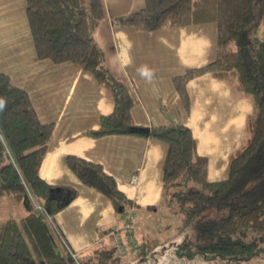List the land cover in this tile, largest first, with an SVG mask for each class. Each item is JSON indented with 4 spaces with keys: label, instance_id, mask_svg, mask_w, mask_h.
Returning a JSON list of instances; mask_svg holds the SVG:
<instances>
[{
    "label": "trees",
    "instance_id": "trees-1",
    "mask_svg": "<svg viewBox=\"0 0 264 264\" xmlns=\"http://www.w3.org/2000/svg\"><path fill=\"white\" fill-rule=\"evenodd\" d=\"M262 13L264 0H146L145 7L114 20L118 26L139 31L216 23L215 59L172 79L181 103L189 109L188 80L211 73L226 81L234 92L251 98L255 112L246 119L242 144L229 156L227 177L209 181L207 160L196 153L189 127L178 123L143 127L134 123L130 112L134 93L110 72L93 36L104 15L101 0H26L37 57L54 63H77L113 95V110L100 117L98 128L84 134L91 138L134 135L167 144L165 199L159 207L145 208L153 211L152 217L143 226L135 223L137 233L132 219L137 246L128 251L129 259L117 255L112 236L109 242L72 251L54 217L77 191L49 184L39 175L54 125L42 123L27 92L0 72V99L4 101L0 108V200L22 202L27 210L19 219L0 221V264H146L148 249L157 246L163 253L181 246L179 255L190 252L188 256L246 264L257 253V242L264 241V39L257 35ZM65 162L82 184L106 196L120 223L125 222L128 212L140 210L100 164L74 155L66 156ZM31 201L41 209H30ZM159 211L161 215H156ZM173 224L181 244L172 234L163 239L149 237L151 231L164 233L165 227ZM111 231L100 230L99 234L110 235ZM170 260L162 257L157 262L155 258L149 264ZM172 261L180 262L177 258Z\"/></svg>",
    "mask_w": 264,
    "mask_h": 264
},
{
    "label": "crops",
    "instance_id": "crops-1",
    "mask_svg": "<svg viewBox=\"0 0 264 264\" xmlns=\"http://www.w3.org/2000/svg\"><path fill=\"white\" fill-rule=\"evenodd\" d=\"M101 3L104 15L93 36L110 72L134 93L130 110L134 123L143 127L170 123L189 127L196 153L207 160V179H225L229 156L242 144L246 119L255 112L253 100L234 92L226 81L203 73L186 83L190 99L186 110L172 82L173 77L215 59L216 23L139 31L118 26L114 20L145 7L146 0ZM145 66L152 72L150 81L138 71ZM0 72L27 92L42 123L54 125L39 175L49 184L77 191L54 217L68 247L77 253L109 242L111 234L99 231L122 225L106 196L82 184L68 168V155L100 164L115 179L118 189L140 208L133 211L134 225L148 223L153 211L145 208L159 207L165 199L167 144L134 135L91 138L84 134L98 128L100 117L113 110V95L79 64L37 57L26 0H0ZM134 228L137 233L136 225Z\"/></svg>",
    "mask_w": 264,
    "mask_h": 264
},
{
    "label": "rangeland",
    "instance_id": "rangeland-1",
    "mask_svg": "<svg viewBox=\"0 0 264 264\" xmlns=\"http://www.w3.org/2000/svg\"><path fill=\"white\" fill-rule=\"evenodd\" d=\"M261 17L262 18L259 19L258 25H257V27H258L257 35L259 38L264 39V13H262ZM35 206H34L33 201H31L29 208L31 209V207H34V209H35ZM26 212H27V210H26L25 206L22 204V202L16 203L10 198H2L0 200V221L5 220L7 218L19 219L20 217L25 215ZM156 215H161V211H159L158 214H156ZM177 218L178 217L174 218V222L177 221ZM144 224H141V225L143 226ZM175 226L176 225L173 224V225H171V227L170 226L165 227L164 233L155 234L154 232L151 231L149 237L153 238V239L154 238L163 239V237L169 236L170 234H172L174 236V239L178 240L179 244H181L182 238L181 239L178 238L180 236L175 231L176 229H178ZM168 248L169 247H166L165 251L168 250ZM255 248H257L256 249L257 253H255L254 256L246 262V264H264V241L257 242ZM176 249H177L176 251L174 250V251L167 252V253H163V248L160 246H157L155 248V250L153 248L148 249V253H147L148 255H146V261H147L146 264H149V261L150 260L153 261L155 258H156V261L158 262L162 257H163V259L165 257L166 259L172 258V260H176V258H177L180 260V262H173L172 260H170L164 264H227L226 261L218 259L217 257H208V259L206 260L205 258H203L200 255L196 256V254H194L193 257L188 256L190 254V252L189 253L185 252V253L179 255V253L181 251V246H177ZM154 251H155V253L153 255ZM157 253H160V254L158 255ZM126 255L124 257V260L129 259V255L128 256H126ZM185 260H186V262H185ZM134 263L138 264L137 262H134ZM142 263L143 262H141L140 264H142ZM155 264H156V262H155Z\"/></svg>",
    "mask_w": 264,
    "mask_h": 264
},
{
    "label": "built area",
    "instance_id": "built-area-1",
    "mask_svg": "<svg viewBox=\"0 0 264 264\" xmlns=\"http://www.w3.org/2000/svg\"><path fill=\"white\" fill-rule=\"evenodd\" d=\"M36 209H41L40 206L33 201ZM134 214L128 212L125 216V222L120 227H115L111 231V236L118 256L122 257L136 248L137 242L133 236L134 229L132 219Z\"/></svg>",
    "mask_w": 264,
    "mask_h": 264
},
{
    "label": "clouds",
    "instance_id": "clouds-1",
    "mask_svg": "<svg viewBox=\"0 0 264 264\" xmlns=\"http://www.w3.org/2000/svg\"><path fill=\"white\" fill-rule=\"evenodd\" d=\"M140 74L145 77L146 79H148L149 81L151 80L152 77V72L148 67H141L139 70ZM4 105V101L2 99H0V108H2Z\"/></svg>",
    "mask_w": 264,
    "mask_h": 264
},
{
    "label": "water",
    "instance_id": "water-1",
    "mask_svg": "<svg viewBox=\"0 0 264 264\" xmlns=\"http://www.w3.org/2000/svg\"><path fill=\"white\" fill-rule=\"evenodd\" d=\"M145 131H146V132H149V129H146Z\"/></svg>",
    "mask_w": 264,
    "mask_h": 264
}]
</instances>
